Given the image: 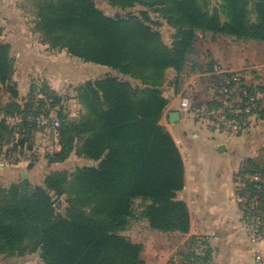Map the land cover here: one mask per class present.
I'll return each mask as SVG.
<instances>
[{
    "label": "trees",
    "instance_id": "1",
    "mask_svg": "<svg viewBox=\"0 0 264 264\" xmlns=\"http://www.w3.org/2000/svg\"><path fill=\"white\" fill-rule=\"evenodd\" d=\"M29 1L43 43L111 71L75 87L81 109L72 115L44 77L45 97L32 95L34 79L27 97L20 99L16 57L11 43L0 39V86L12 92L8 101H0V114L22 116L15 125L0 120V160L18 168L21 156L33 150L35 133L47 128L35 116L59 120L57 127H49L59 148L45 153L42 181L0 169V179L9 180L0 183V257L5 264L7 257L35 253L45 264H148L144 244L124 233L134 219L162 232L188 233L191 227L189 207L178 198L185 186L184 159L161 122L169 103L164 93L171 83L168 71L177 72L179 83L186 73L214 70L218 61L201 59L199 34L264 42V0H220L216 5L211 0H106L126 10L116 14L96 0ZM164 22L175 30L172 42L161 30ZM209 78L220 87L219 75ZM230 88V100L242 104L256 91L264 92V85L248 84L244 75ZM223 100L217 97L207 106L219 108ZM263 101L256 102L241 131L251 115L264 119ZM73 156L86 163L61 166ZM38 158L32 153L28 167ZM239 174L245 181L239 194L249 200L256 195L264 216V148L244 161ZM249 174L261 180L246 179ZM62 198L64 212L58 207ZM202 246L205 253L198 254L195 248ZM180 254L186 261L209 262L212 248L194 236Z\"/></svg>",
    "mask_w": 264,
    "mask_h": 264
},
{
    "label": "crops",
    "instance_id": "2",
    "mask_svg": "<svg viewBox=\"0 0 264 264\" xmlns=\"http://www.w3.org/2000/svg\"><path fill=\"white\" fill-rule=\"evenodd\" d=\"M21 7L23 6L19 0H0V39L12 45V53L16 57L14 79L19 86L29 74L44 77L56 90L63 82L68 84L72 78L84 76L82 66L85 65L74 61L78 57L70 55L66 50L51 49L48 44L43 43L41 35L28 27L35 24L36 17L22 19L17 11ZM36 39L40 42L34 44ZM61 54L67 60L81 65L78 66L80 71L75 77L62 74L64 81L60 80L54 68L59 62L56 61V55ZM66 59L64 66L68 64L65 63ZM236 67L229 68L236 70ZM75 68L78 69L76 66ZM173 71L170 69L168 76ZM87 79L80 80L83 82ZM29 88L25 97L31 90L30 86ZM165 95L169 103L161 122L172 134L184 159L185 186L178 191V198L184 200L189 207L191 227L188 233L155 229L156 233H153L147 227L143 237L132 239L142 242L145 249L151 246L155 248L156 264H183L185 259L180 253L188 250L194 236L201 237L210 244V264H257L255 255L260 252L264 256V240L254 243L247 234L242 218L243 204L239 199V191L244 185L239 173L244 161L258 156L264 148V131L261 129L264 123L256 122L258 124L253 127L230 136L208 119L198 118L192 111L184 108L177 90L171 84H166ZM2 161L0 160V169L1 164L5 166ZM195 250L197 253L200 250L205 253L203 246ZM24 258L26 259L16 258L15 261L24 264L29 259L38 258L41 264H45L38 253ZM144 258L148 262L145 256Z\"/></svg>",
    "mask_w": 264,
    "mask_h": 264
},
{
    "label": "rangeland",
    "instance_id": "3",
    "mask_svg": "<svg viewBox=\"0 0 264 264\" xmlns=\"http://www.w3.org/2000/svg\"><path fill=\"white\" fill-rule=\"evenodd\" d=\"M97 3L101 8H103L109 14H116L118 12H126V10H122L117 7L111 6L108 1L106 0H96ZM220 2V0H211L212 5H216ZM19 3L23 7L18 9V14L22 19L36 17L34 14V7L32 6L29 0H19ZM140 6L135 7L132 10H138ZM153 16H156V13H152ZM35 24H30L28 27L34 29ZM28 29V28H27ZM26 29V30H27ZM161 30L164 34L166 41L172 42V36L174 33V29L167 25L165 22L161 26ZM36 32V31H35ZM39 33V32H37ZM40 34V33H39ZM41 35V34H40ZM36 42H40L39 39L35 40ZM197 49L200 51V55L202 61L205 63L209 62L210 60L214 59L218 61L221 65H223L226 70L238 72L239 76L244 75L246 82L248 84L256 86L264 85V42H259L256 40L253 41H239L234 40L230 37L226 36H217L216 38L213 37L212 34H199V38L197 41ZM66 50V49H64ZM67 51V50H66ZM62 55V56H61ZM56 55V61L58 64L56 65L55 70L57 71V75L60 80L64 81L62 74L66 73L71 77H75L77 72H79L78 66L76 62L72 60H67L64 54ZM71 55V54H70ZM61 56V57H60ZM73 56V55H72ZM70 57V56H68ZM66 59L65 66L63 65ZM78 63L84 64L82 66L84 76H78L76 79L72 78L68 84H64V82L60 84L59 89L57 92L63 96L65 101V107L67 111L70 112L72 115H77L81 109V105L78 103L76 99V89L75 87L81 83L80 79L85 78H97L107 74L111 71L107 67L99 66L96 64H88L84 62L82 59L77 58ZM230 65V66H229ZM75 66L78 68L76 70ZM237 66L236 70L230 69L229 67ZM21 74L19 71H17ZM210 73V72H209ZM209 73H202L197 72L191 75H187L188 73L184 74V80L179 83L176 82L177 79V72L174 70L172 74L167 75V80L170 81L171 86L175 88L181 98L183 100L184 97H188L191 100L192 108L196 107L201 110L206 111L208 109L207 103L214 101L217 97H223V99H230L231 92L228 94L219 93L217 86L214 84L215 81L209 78ZM28 74V73H27ZM62 75V77H61ZM82 77V78H81ZM41 78L40 75H33L29 74L27 78H23L21 82V86H19L18 82L16 87L19 89V97L20 99L25 98L24 95L29 91V86L31 87L32 81L34 79ZM43 78V77H42ZM181 82V83H180ZM66 83V82H65ZM63 86V87H62ZM237 86L234 88L235 90ZM261 91V90H259ZM165 93V92H164ZM12 92L10 90H6L5 87L0 86V101L6 102L11 98ZM219 94V95H218ZM182 102V101H181ZM185 108V107H184ZM191 109L190 111L196 116V113ZM262 108H264V101L262 104ZM55 115V114H54ZM210 116V115H208ZM206 117L203 116H196L198 118H206L212 123L213 125H218L221 128L219 122L215 121L214 117ZM249 124L245 127L251 128L255 124L261 122L264 123V119H259L257 115H251L249 118ZM258 122V123H256ZM261 124V125H262ZM216 125V126H217ZM244 129V130H245ZM264 131V125L261 128ZM58 146V139L56 132L51 128L39 129L35 133V140L33 145V150L26 152V155L21 156V162L18 164V168L11 166L8 162H5V166L1 164V169L5 170L8 173L17 172L19 176L21 174L24 176V173H27V178H29L33 183H39L43 180V175L47 172V160L45 159L44 155L47 151H54L57 149ZM32 153L38 156V160L33 168H29L28 164L32 159ZM86 161L84 159L78 158L73 156L65 163L61 164L62 167H67L69 169H73L77 165L85 164ZM0 183L3 185H8V179H0ZM59 209L64 212L66 207L65 198L60 200L58 203ZM147 225V226H146ZM149 228L150 232L156 233V231L150 227L148 222L143 219H134L132 221L131 227L126 230L124 233L129 235L131 238L135 240L143 237V233L145 228ZM151 240V239H150ZM144 256L148 259V264H156L155 263V248L152 246L145 249ZM18 259H26L24 257H20ZM15 256L14 257H7L6 261L7 264H15ZM3 257H0V264H5ZM24 264H41L38 258L29 259Z\"/></svg>",
    "mask_w": 264,
    "mask_h": 264
},
{
    "label": "built area",
    "instance_id": "4",
    "mask_svg": "<svg viewBox=\"0 0 264 264\" xmlns=\"http://www.w3.org/2000/svg\"><path fill=\"white\" fill-rule=\"evenodd\" d=\"M234 71L226 70V68L220 63L215 64L214 70L209 74H215L220 76L218 91L219 93L228 94L231 91L230 84L239 80L240 76L238 73L224 75L225 73H233ZM36 100L45 97L46 92L44 88V80L37 78L35 80V89L32 93ZM264 98L263 91H256L248 97V99L242 103H236L237 100L233 99H224L223 105L219 108L210 109L206 111L199 108H192V103L190 98L184 97L182 100V106L186 109H191L196 113V116L210 115L208 117H214L215 121L219 122L221 129L225 130L230 136L238 135L241 131L243 123L248 119L249 114L252 112L253 107L255 106L258 100ZM241 101V100H240ZM22 116L19 114L16 115H4L0 114V120H5L10 125H15L20 122ZM37 124L40 126L57 127L59 125V120L53 115L39 114L35 116ZM217 125V124H216ZM218 126V125H217ZM246 179L260 181L261 176L258 174H249L245 175ZM243 185L245 181L242 180ZM259 187V185H257ZM257 196L255 195L251 200H249L245 195H239V199L243 204V213L242 218L244 225L247 229V234L250 240L254 243H259L264 240V216L258 212V201ZM198 254H204L201 250ZM255 261L257 264H264V256L262 253L258 252L255 255ZM184 264H210L205 261H195L190 262L186 261Z\"/></svg>",
    "mask_w": 264,
    "mask_h": 264
},
{
    "label": "water",
    "instance_id": "5",
    "mask_svg": "<svg viewBox=\"0 0 264 264\" xmlns=\"http://www.w3.org/2000/svg\"><path fill=\"white\" fill-rule=\"evenodd\" d=\"M177 114H175L174 116L176 117ZM24 178H27V173H24Z\"/></svg>",
    "mask_w": 264,
    "mask_h": 264
}]
</instances>
